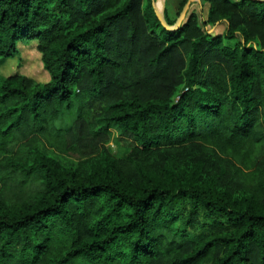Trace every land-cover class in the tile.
Listing matches in <instances>:
<instances>
[{"label": "trees", "instance_id": "16d2710c", "mask_svg": "<svg viewBox=\"0 0 264 264\" xmlns=\"http://www.w3.org/2000/svg\"><path fill=\"white\" fill-rule=\"evenodd\" d=\"M155 4L0 0V58L35 40L50 75L0 76V264H264V0Z\"/></svg>", "mask_w": 264, "mask_h": 264}, {"label": "rangeland", "instance_id": "374dc122", "mask_svg": "<svg viewBox=\"0 0 264 264\" xmlns=\"http://www.w3.org/2000/svg\"><path fill=\"white\" fill-rule=\"evenodd\" d=\"M181 1L182 0H162V9L164 11V8L171 9L173 7L175 10L178 8ZM193 2L195 3L191 5V10L193 8L198 10L201 1ZM176 16L177 15H173L171 18L177 19L178 16ZM222 29V24L208 27V30L214 33H219ZM16 73L26 75L38 83H46L49 81V72L42 64L41 54L37 48V42L35 40L18 42L16 52L11 57L0 58V76L6 77ZM109 101V96L103 100H84L85 104H88L91 108L93 115L105 107ZM69 140L71 143H77L76 145L81 149L82 155H93L102 148H107L112 155L120 157L125 148L132 145V141L128 136H118L112 131L108 134L101 135L100 137H92L85 128L80 126H76L75 130L70 134ZM40 149L65 166H73L76 164L74 158L64 152L49 148L43 142L40 144ZM17 191L18 189L14 188L13 185L4 186L0 182V196L3 195L8 200H13L18 194ZM200 224L203 225L201 228L203 232H206L211 227L210 219L205 217H200L194 226ZM192 233H196V231H193Z\"/></svg>", "mask_w": 264, "mask_h": 264}, {"label": "water", "instance_id": "95a60500", "mask_svg": "<svg viewBox=\"0 0 264 264\" xmlns=\"http://www.w3.org/2000/svg\"><path fill=\"white\" fill-rule=\"evenodd\" d=\"M160 1H161V3H162V0H156V4H155V6H154V8H155V12H156V14H157V17H158V19L160 20L161 24H162L165 28H167V29H174V28H177V27L182 23V21H183L185 15H186V12H187V10L189 9L191 3H192L193 1H201V0H186L185 4L183 5V7H182V9H181V11H180V13H179V15H178V17H177V19H176L174 25H173V28L170 27V26L166 23V21H165V19H164V14H163L162 6L159 7V5H158V3H160Z\"/></svg>", "mask_w": 264, "mask_h": 264}, {"label": "bare ground", "instance_id": "6f19581e", "mask_svg": "<svg viewBox=\"0 0 264 264\" xmlns=\"http://www.w3.org/2000/svg\"><path fill=\"white\" fill-rule=\"evenodd\" d=\"M158 5H159V7H161V6H162V3H161V1H160V3H158Z\"/></svg>", "mask_w": 264, "mask_h": 264}, {"label": "crops", "instance_id": "0c3cea01", "mask_svg": "<svg viewBox=\"0 0 264 264\" xmlns=\"http://www.w3.org/2000/svg\"><path fill=\"white\" fill-rule=\"evenodd\" d=\"M174 10V8L172 7V11ZM169 12H171V9L169 10Z\"/></svg>", "mask_w": 264, "mask_h": 264}]
</instances>
